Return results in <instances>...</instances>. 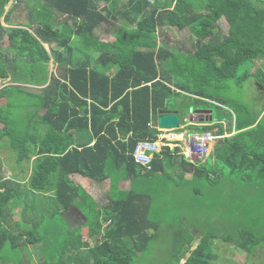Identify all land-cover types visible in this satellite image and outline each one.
I'll return each instance as SVG.
<instances>
[{
  "label": "trees",
  "instance_id": "1",
  "mask_svg": "<svg viewBox=\"0 0 264 264\" xmlns=\"http://www.w3.org/2000/svg\"><path fill=\"white\" fill-rule=\"evenodd\" d=\"M110 20L108 42L97 30ZM172 28L189 30L191 42L172 46ZM4 42L0 148L17 167L34 163L23 185L5 177L0 156V264H141L155 251L167 254L155 264H220L218 240L247 261L264 247V0H0ZM251 80L259 93L248 104L234 91ZM196 110L235 129L206 164L169 146L151 169L135 162L137 144L162 134L161 111L186 120ZM117 174L131 189L115 188L116 199L112 187L104 210L72 179L118 186ZM185 184L197 198L179 203ZM41 192L54 195L30 198ZM17 206L22 221L11 219ZM72 207L86 220L74 230L63 216ZM220 211L228 222L209 228ZM31 255L36 263L24 260Z\"/></svg>",
  "mask_w": 264,
  "mask_h": 264
},
{
  "label": "rangeland",
  "instance_id": "2",
  "mask_svg": "<svg viewBox=\"0 0 264 264\" xmlns=\"http://www.w3.org/2000/svg\"><path fill=\"white\" fill-rule=\"evenodd\" d=\"M10 7V5H9ZM9 7L7 9H9ZM218 26L221 28L223 34L224 33H228V30L230 29V25L227 22V19L223 16L222 19L219 20ZM105 27V26H103ZM170 33H172L173 36V40L171 41L172 46H179L181 45L182 47L185 44H188L189 42H191V34L189 32V30H184V31H178V29L176 28H172L169 30ZM99 33L103 36H101L102 39L106 40V38H109L110 40H114V36L113 35H109L108 37H106V32L105 29L102 28L99 30ZM162 42L164 41L163 39L161 40ZM0 46L2 47L3 50H7L8 48V43L4 42L1 43ZM260 65V62L257 63V65H255V67L253 68L252 72H254L256 70V68ZM55 66L53 65V63L50 64V71L53 72ZM56 70V69H55ZM59 74V73H58ZM32 88H36V87H32ZM41 88L37 87L36 90L37 91H41ZM255 93L258 94V87H257V83L254 80H251L247 83L246 88L242 91V92H238V91H234V94L239 97L243 102H246L248 104H253L254 103V97H255ZM203 109V108H202ZM216 116V115H215ZM3 125L0 124V128H2ZM176 134L177 132H173V131H169L166 136L167 139H173V135ZM188 134H191L190 131H188ZM0 155L2 156L3 160H4V167H3V172L4 175L7 178L12 177V174L14 175H18L19 179L21 180H25L27 179V177L29 175H31V170H32V165L29 164H25L23 167H17L15 165V163H12L10 160V156L9 154L4 150V149H0ZM182 168H178V171H180ZM116 178L119 181L118 186L114 185L113 186V191L111 192L114 195V190L116 191L117 188H119V191H124L125 190H130L131 188V184H130V180H123L120 176V174H117ZM73 180L76 184H80V185H85V188L87 191H89V187H88V183H86L87 181H89L88 179L83 178L81 175L80 176H74ZM222 184L225 183V180H222ZM103 184V189H107L105 190V192H103L102 197H104L105 200L109 199L108 195L110 193L111 187H112V182L111 184L108 183H102ZM226 184V183H225ZM116 188V189H115ZM144 186L143 185H139L137 187V190H141L143 189ZM185 194L186 198H179L177 200V202H182V203H189L192 202L193 199L197 198V194L194 188H192V186H190L189 184H185L182 186L181 191L178 192V195H183ZM191 194H193L191 196ZM114 197L116 199H120L123 198L122 196H120L118 193L116 195H114ZM108 202V201H107ZM102 204H106L105 202H102ZM16 208V207H15ZM14 208V209H15ZM17 213H23V211L20 209L18 210ZM77 213L78 211L74 208L71 209L70 212L66 211L63 212V216L67 221V224L70 226V228L72 230H74L79 223L77 222L78 220H80L77 217ZM220 218H214V221H210L208 224L210 225L209 228H211L213 226V223L215 224L214 228L217 230L219 227V224L223 225V223H227L228 221H224L221 218V211L220 213L217 215ZM13 220H17V221H22V218L20 216L15 217ZM66 223V222H65ZM27 224V223H25ZM88 230V229H87ZM87 230L83 231V236H84V241L88 242L89 241V234L87 232ZM193 232H196L194 229L192 230ZM199 241V240H198ZM215 244H217V253L219 254V262L220 264H244L246 262H248L247 264H257V260L260 261V264H264V247L258 249V251L256 252V254L252 257V259H250V261H247V255L246 254H241V255H237L235 254L233 251L234 249L229 247L231 244L230 243H225L223 241H216ZM160 246V243L159 245ZM168 250L172 249L171 245L166 244L165 246ZM30 250L32 252H34V249L32 247H30ZM32 257L29 259V262L34 263L36 261V259L39 256H34L31 255ZM167 257V254L158 251H155L154 254L152 253L149 257L148 260L145 261V259H143L141 261V264H155V262H157L159 260L162 261ZM261 259V260H260ZM11 264V263H10Z\"/></svg>",
  "mask_w": 264,
  "mask_h": 264
},
{
  "label": "clouds",
  "instance_id": "3",
  "mask_svg": "<svg viewBox=\"0 0 264 264\" xmlns=\"http://www.w3.org/2000/svg\"><path fill=\"white\" fill-rule=\"evenodd\" d=\"M167 33H169V32H167ZM48 47V46H47ZM48 49H49V47H48ZM152 83H149L148 85L150 86ZM196 111H198V110H196ZM196 111H192V113L189 115V117L185 120H182L181 119V115H180V128L179 129H176V130H164V129H161L160 127H159V123H158V126L156 127L159 131H161L162 132V134H160L159 135V137H158V140L157 141H150V140H144V141H140V142H152V143H157V144H159V151H157V152H155L154 154H153V158H152V160H151V162L149 163V164H147V165H143V164H141V163H139V162H137L136 161V159H135V156H134V153H135V151H136V149H137V146H138V144L140 143H138L137 144V146H136V148H135V150H134V152H133V158H134V160H135V162L136 163H138L140 166H142L143 168H145V169H151V164H152V162H153V160H154V158H155V156L157 155V154H159L161 151H162V149H163V147H165V146H169L170 148H171V146L170 145H173V144H175L173 147L174 148H177V147H180L181 149H183L182 150V153L185 155V157H186V159L190 162V163H193L194 165H196V166H201V165H204V164H206L207 162H208V160L211 158V155H212V152H213V150H214V147H215V144L219 141V139H222V138H225V137H227V136H233L234 134H235V129H233V131L231 132V133H229L228 132V124H227V122H225V121H223V122H217L216 120H215V117H214V114H213V111L212 110H207V111H211L212 113L211 114H207V113H204V112H202V113H200V114H197L196 113ZM200 111H204V110H200ZM162 112V111H161ZM168 112V111H167ZM169 113H174V112H169ZM201 115H204L205 116V118H198V116H201ZM210 116H212L213 117V121H209V118H210ZM159 120V119H158ZM217 123H220V124H223L224 126H226V132H225V134L224 135H221L220 133H219V129L218 128H216V129H214L213 131H209V132H199V131H197V130H195L194 128H193V126H200V125H216ZM152 126V125H151ZM152 127H155V126H152ZM169 131H175V132H177V131H180V133L179 132H177L176 134H174L173 135V139H167V136H166V134L169 132ZM188 131H190L191 132V134H188ZM195 133H202V134H210V135H212L213 137H214V140H213V142H212V147H211V151L205 156H199V155H195V154H193V152L192 151H190V146H184V144H182V143H186V141H187V139L189 138V136L190 135H193V134H195ZM162 136H165V137H163L162 138ZM165 140L168 142V143H166L165 142ZM185 140V141H184ZM95 141V140H94ZM93 141V142H94ZM95 144V142L92 144V145H94ZM0 149H2V148H0ZM1 156V155H0ZM2 157V156H1ZM31 164L32 165V170H31V174H32V171H33V163H34V159L32 160V161H26V162H24L22 165H20V167H23L25 164ZM4 167V166H3ZM18 176V175H17ZM75 176H80V175H75ZM6 177V176H5ZM12 177H14V174H12ZM12 177H10V178H12ZM30 177V176H29ZM28 177V178H29ZM74 177V176H73ZM73 177H72V179H73ZM18 179H19V177H18ZM20 181H21V179H19ZM127 180H129V179H127ZM74 181V180H73ZM26 183H28L27 182V179H26V181L24 180H22V183L21 184H23V185H25ZM130 184H131V182H130ZM131 188V187H130ZM125 191H129V190H125ZM38 195H41V196H45V198H40L41 196H39V197H33V196H30V198L31 199H37L38 201H41V200H46V201H48V196H53L54 194L53 193H50V194H46V193H43V192H41V193H37ZM89 194V193H88ZM40 198V199H39ZM110 201V203H111V200H109ZM97 203L99 204V205H101L102 206V208H103V210H104V208L105 207H107V206H109L108 205V202H106V204H102V203H100L99 201H97ZM40 206H43V204L42 203H40ZM73 208V207H72ZM22 210L23 211V209L22 208H20V207H16L15 208V211H14V216H13V218H11L12 220L15 218V217H17V216H20L22 219H23V216H24V212L23 213H17L18 212V210ZM74 209H76V208H74ZM77 210V209H76ZM104 212V211H103ZM103 218V217H102ZM14 221H17V220H14ZM110 221V220H109ZM107 223V222H106ZM103 226L105 227V224H103ZM29 257L27 258L26 256H24V260L25 261H27L28 263H29Z\"/></svg>",
  "mask_w": 264,
  "mask_h": 264
},
{
  "label": "built area",
  "instance_id": "4",
  "mask_svg": "<svg viewBox=\"0 0 264 264\" xmlns=\"http://www.w3.org/2000/svg\"><path fill=\"white\" fill-rule=\"evenodd\" d=\"M165 136H162V138ZM214 137L210 134L195 133L190 135L186 145L195 155L206 156L211 150ZM159 144L152 142H140L134 153L137 162L147 165L151 162L153 154L159 151Z\"/></svg>",
  "mask_w": 264,
  "mask_h": 264
},
{
  "label": "crops",
  "instance_id": "5",
  "mask_svg": "<svg viewBox=\"0 0 264 264\" xmlns=\"http://www.w3.org/2000/svg\"><path fill=\"white\" fill-rule=\"evenodd\" d=\"M102 26L97 30V32H98V34H100L99 33V30L100 29H102V28H104L105 29V32H106V37H108L109 35H113L112 34V32H107V30H109V29H113L114 28V25H112L111 24V20H110V22L109 21H107V22H104V23H102L101 24ZM103 26H105V27H103ZM121 27V26H120ZM115 31H116V29H115ZM101 35V34H100ZM102 36V35H101ZM104 40V39H103ZM104 41H112V40H110L109 38H106V40H104ZM185 141V140H184ZM182 144H184V146H186V143L184 142V143H182ZM175 144H173V145H170L171 146V150H172V152H174L175 151V149L176 148H174L173 146H174ZM176 146V145H175ZM181 150H183V149H181ZM176 177H179V175H180V173L181 172H179V171H175V169H174V171L172 172ZM190 176H191V174H186L185 175V178L186 179H189L190 178ZM125 181H127V180H125ZM110 183L111 184V180H106V181H103V182H101V183H98V182H91L90 180L89 181H87L86 183H88L87 185H88V187H89V191H87L88 193H89V195L97 202V201H99L100 203H102V202H107L108 201V205H110V198L109 199H107V200H105L104 199V197H102V194H103V192H105V190H107V189H103L102 187H103V184L102 183ZM84 186V188H85V185H83ZM113 187V186H112ZM112 187H111V189H112ZM86 189V188H85ZM109 195H110V193H109ZM77 217L80 219V220H78L77 222L79 223V225H84L85 224V222H86V220H85V218H84V216H82L80 213H77ZM37 262V259H36V261H35V263Z\"/></svg>",
  "mask_w": 264,
  "mask_h": 264
},
{
  "label": "water",
  "instance_id": "6",
  "mask_svg": "<svg viewBox=\"0 0 264 264\" xmlns=\"http://www.w3.org/2000/svg\"><path fill=\"white\" fill-rule=\"evenodd\" d=\"M207 113V114H211V111H196L197 114L200 113ZM209 121H213V117L210 116ZM159 127L161 129L164 130H176L180 128V115L178 114V112H174V113H169L167 111H162L160 112V116H159Z\"/></svg>",
  "mask_w": 264,
  "mask_h": 264
}]
</instances>
